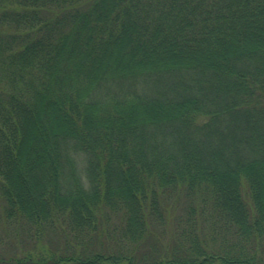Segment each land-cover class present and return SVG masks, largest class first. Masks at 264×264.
Returning <instances> with one entry per match:
<instances>
[{
    "label": "trees",
    "instance_id": "16d2710c",
    "mask_svg": "<svg viewBox=\"0 0 264 264\" xmlns=\"http://www.w3.org/2000/svg\"><path fill=\"white\" fill-rule=\"evenodd\" d=\"M0 264H264V0H0Z\"/></svg>",
    "mask_w": 264,
    "mask_h": 264
},
{
    "label": "rangeland",
    "instance_id": "374dc122",
    "mask_svg": "<svg viewBox=\"0 0 264 264\" xmlns=\"http://www.w3.org/2000/svg\"><path fill=\"white\" fill-rule=\"evenodd\" d=\"M3 239H6V238H4V237H3ZM11 243H12V242H11ZM137 248H138V247H137ZM6 249H8V247H7V246H6Z\"/></svg>",
    "mask_w": 264,
    "mask_h": 264
}]
</instances>
